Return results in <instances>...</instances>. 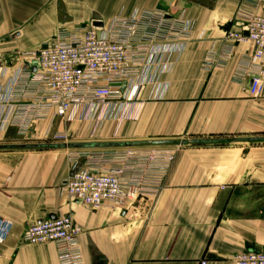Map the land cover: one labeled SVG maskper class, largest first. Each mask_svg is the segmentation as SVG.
Wrapping results in <instances>:
<instances>
[{
	"label": "crops",
	"instance_id": "0c3cea01",
	"mask_svg": "<svg viewBox=\"0 0 264 264\" xmlns=\"http://www.w3.org/2000/svg\"><path fill=\"white\" fill-rule=\"evenodd\" d=\"M240 1L0 0V96L25 64L23 54L59 30L155 9L190 24L183 51L159 80L161 98L158 87L146 86L134 119L102 121L94 140L86 139L93 122L52 112L24 136L16 126L0 128L3 147L52 145L18 143L64 130L79 138L68 144L180 146L158 195L126 210H93L68 199L64 185L81 164L72 166L70 152L92 149L0 150V218L11 224L0 264H58L53 244L21 242L27 226L58 217L80 228L85 264H231L236 253L264 249V86L254 97L249 81L235 78L251 44H234L222 68L202 67L205 56L223 50L226 35L239 29ZM256 12H264V0ZM17 99L16 105L28 102Z\"/></svg>",
	"mask_w": 264,
	"mask_h": 264
},
{
	"label": "built area",
	"instance_id": "2783aa9c",
	"mask_svg": "<svg viewBox=\"0 0 264 264\" xmlns=\"http://www.w3.org/2000/svg\"><path fill=\"white\" fill-rule=\"evenodd\" d=\"M259 2L240 1L235 16L239 29L226 35L228 44L223 50L209 52L202 62L206 71L222 68L234 44L249 42L251 49L241 58L235 78L247 79L254 97L264 86V12H256ZM189 35V22L181 16L171 18L162 9L136 10L101 26L92 22L71 31L59 30L37 50L23 54L25 64L0 96V128L16 126L25 135L35 121L50 112L56 118L90 121L94 126L108 119L118 124L132 120L146 86L158 87L161 98L164 87L159 80L173 68V58L183 51ZM19 97L28 102L16 105ZM53 140L55 144L69 143L66 134H56ZM118 150L97 149L71 156L72 166L81 161L64 185L71 202L93 210L103 206L126 210L140 198L158 195L175 152L152 151L145 156L138 177L133 175L137 172L134 153L122 155ZM10 228L11 224L0 218V244ZM80 234L70 217H58L27 226L21 242L53 244L58 264H85ZM231 262L264 264V250H244L233 255Z\"/></svg>",
	"mask_w": 264,
	"mask_h": 264
},
{
	"label": "rangeland",
	"instance_id": "374dc122",
	"mask_svg": "<svg viewBox=\"0 0 264 264\" xmlns=\"http://www.w3.org/2000/svg\"><path fill=\"white\" fill-rule=\"evenodd\" d=\"M97 128H98V126H92V128H91L92 132H91L90 136H88L86 139L94 140V132H95V130ZM56 134H66V135H68V142L79 140V138H77V137L72 138V136L69 135V133H67L64 130V131H61V132L54 133L50 138L46 137V138H41V139L39 138L38 139V138H32L30 135L26 136V137H22V140L19 141L20 143H18V144H32V143L33 144H55V142L53 140V137ZM22 136H24V135H22ZM82 139H85V138L84 137H80V140H82ZM179 148H180L179 144L174 143V144H170V145H161V146L143 145V146H138V147L131 148V149H119L118 151H119V154H122V155L125 154L126 152H133L134 153L133 157H134V163L136 164L135 167L137 168L136 169L137 172L133 171V175L134 176L137 175L139 177L140 176V172H138V170L143 168V165H144V163L146 161L145 156H147L148 154H150L154 150H169V151L175 152V157H176V153H177ZM94 151H96V150L92 149V150H82V151H71L70 152V158L74 154L75 155L76 154L79 155L81 153L94 152ZM80 158L81 157H79V159ZM142 199H145V198H142ZM138 200H136L135 202H137ZM257 250H259V249H257ZM262 250H264V249H262ZM231 259H232V257L230 258V262H231ZM231 264H232V262H231Z\"/></svg>",
	"mask_w": 264,
	"mask_h": 264
},
{
	"label": "water",
	"instance_id": "95a60500",
	"mask_svg": "<svg viewBox=\"0 0 264 264\" xmlns=\"http://www.w3.org/2000/svg\"><path fill=\"white\" fill-rule=\"evenodd\" d=\"M95 26H101V23L95 22ZM135 146V144H105V143H85V144H52V145H25V146H10L3 147L0 146V150L2 149H12V148H20V149H102L108 147H124L130 148Z\"/></svg>",
	"mask_w": 264,
	"mask_h": 264
}]
</instances>
